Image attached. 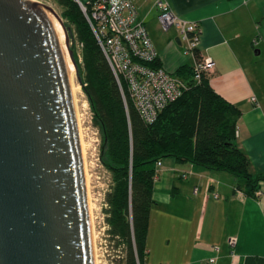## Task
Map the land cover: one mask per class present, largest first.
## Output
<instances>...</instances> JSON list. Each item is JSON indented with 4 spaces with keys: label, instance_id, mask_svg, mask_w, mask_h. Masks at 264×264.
<instances>
[{
    "label": "crops",
    "instance_id": "obj_1",
    "mask_svg": "<svg viewBox=\"0 0 264 264\" xmlns=\"http://www.w3.org/2000/svg\"><path fill=\"white\" fill-rule=\"evenodd\" d=\"M156 1L133 0L158 59L174 73L193 57L185 54L178 30L161 25ZM167 1L177 15L198 23V51L212 60L210 82L241 109L236 143L251 174H264V0ZM239 181L191 161L162 159L143 263L208 264L215 256V264H264V180L255 195Z\"/></svg>",
    "mask_w": 264,
    "mask_h": 264
},
{
    "label": "water",
    "instance_id": "obj_2",
    "mask_svg": "<svg viewBox=\"0 0 264 264\" xmlns=\"http://www.w3.org/2000/svg\"><path fill=\"white\" fill-rule=\"evenodd\" d=\"M46 8L73 60L53 6L0 0V264H95L75 105Z\"/></svg>",
    "mask_w": 264,
    "mask_h": 264
},
{
    "label": "trees",
    "instance_id": "obj_3",
    "mask_svg": "<svg viewBox=\"0 0 264 264\" xmlns=\"http://www.w3.org/2000/svg\"><path fill=\"white\" fill-rule=\"evenodd\" d=\"M57 1L83 43L85 91L102 130L101 160L113 179L107 219L123 247L116 264H144L159 160L173 157L228 172L240 179L237 184H244L246 193L256 194L264 174H251L249 158L236 143L241 109L214 89L209 73L196 79L193 63L180 66L174 74L186 78L187 87L149 122L135 106L127 82L116 75L79 2ZM93 2L86 3L88 9ZM152 64L162 66L159 59Z\"/></svg>",
    "mask_w": 264,
    "mask_h": 264
},
{
    "label": "built area",
    "instance_id": "obj_4",
    "mask_svg": "<svg viewBox=\"0 0 264 264\" xmlns=\"http://www.w3.org/2000/svg\"><path fill=\"white\" fill-rule=\"evenodd\" d=\"M156 5L161 25L165 29L176 27L186 42L184 52L193 57L195 78L210 73L211 58L198 51V23L177 15L167 0H157ZM81 7L116 75L127 82L138 111L145 120L155 121L160 111L183 93L186 78L152 64L159 58V52L146 24L138 18L133 0H94L90 9L84 4ZM160 164L161 160L157 162ZM230 242L234 243L235 239L231 237ZM215 262V256L208 259V264Z\"/></svg>",
    "mask_w": 264,
    "mask_h": 264
},
{
    "label": "rangeland",
    "instance_id": "obj_5",
    "mask_svg": "<svg viewBox=\"0 0 264 264\" xmlns=\"http://www.w3.org/2000/svg\"><path fill=\"white\" fill-rule=\"evenodd\" d=\"M40 2L53 6L66 21V24L73 28L70 31L64 23L67 29L68 45L73 53L74 82L79 86V125L85 145L84 167L88 176V192L93 205V253L97 264H116L117 259L122 255L123 247L110 232V224L107 219L109 214L107 211L109 207L107 194L112 189L113 179L111 171L106 168L101 160L102 130L96 122L85 91V75L82 71L84 67L83 43L78 40L74 25L63 17V7L57 0H40ZM183 44L185 49L186 42L183 41Z\"/></svg>",
    "mask_w": 264,
    "mask_h": 264
},
{
    "label": "bare ground",
    "instance_id": "obj_6",
    "mask_svg": "<svg viewBox=\"0 0 264 264\" xmlns=\"http://www.w3.org/2000/svg\"><path fill=\"white\" fill-rule=\"evenodd\" d=\"M52 24L54 27V31L56 33V36L58 38L59 44L61 46V50L63 53V56L65 58V64H66V68H67V73H68V77H69V82H70V87H71V91H72V95H73V100H74V105H75V111H76V116H77V122H78V127H79V133H80V137H81V146H82V152H83V161H85V145L83 144V139L81 136V131H80V125H79V114H78V108H79V86L75 84L74 82V72H75V65L72 61V58L69 54L68 51V47H67V43H66V36H65V31L64 28L61 24V22L59 21V19L55 16V14H53V12H51L49 9H45ZM85 177H86V185H87V194H88V202H89V216H90V225H91V233H92V240H93V246H94V231H93V205L91 203L90 200V195L88 192V176H87V172L85 170ZM94 248V247H93ZM95 260V257H94ZM95 264H97V261L95 260Z\"/></svg>",
    "mask_w": 264,
    "mask_h": 264
}]
</instances>
